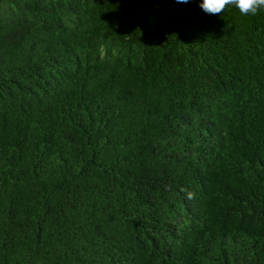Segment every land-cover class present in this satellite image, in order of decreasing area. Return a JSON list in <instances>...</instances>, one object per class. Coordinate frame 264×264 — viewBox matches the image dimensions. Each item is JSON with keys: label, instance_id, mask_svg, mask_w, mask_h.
Returning a JSON list of instances; mask_svg holds the SVG:
<instances>
[{"label": "trees", "instance_id": "trees-1", "mask_svg": "<svg viewBox=\"0 0 264 264\" xmlns=\"http://www.w3.org/2000/svg\"><path fill=\"white\" fill-rule=\"evenodd\" d=\"M0 264H264V11L0 0Z\"/></svg>", "mask_w": 264, "mask_h": 264}, {"label": "clouds", "instance_id": "clouds-1", "mask_svg": "<svg viewBox=\"0 0 264 264\" xmlns=\"http://www.w3.org/2000/svg\"><path fill=\"white\" fill-rule=\"evenodd\" d=\"M176 2L187 4L190 0ZM226 6L238 8L242 15H256L264 11V0H199V7L206 14L223 13Z\"/></svg>", "mask_w": 264, "mask_h": 264}]
</instances>
